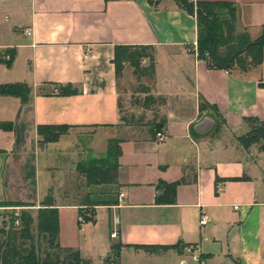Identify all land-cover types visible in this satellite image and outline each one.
<instances>
[{
	"label": "crops",
	"instance_id": "obj_1",
	"mask_svg": "<svg viewBox=\"0 0 264 264\" xmlns=\"http://www.w3.org/2000/svg\"><path fill=\"white\" fill-rule=\"evenodd\" d=\"M207 1L229 2L235 31L250 39L264 26V0ZM195 40L194 17L174 0L154 6L146 0H0V84L29 88L25 102L0 94V122L10 125L0 128V201L33 204L27 207L35 212L51 189L58 233L65 213L80 226L77 206L63 202L59 188L79 159L103 155L115 138L116 203L94 205L92 219L79 227L92 255L76 244L60 246L78 249L89 264H100L114 243L120 244L116 264H264V151L244 149L235 139L249 119L264 120V46L261 64L247 71L210 69L188 51ZM115 44L153 47L154 70L145 85L163 99L154 119L163 120L161 141L133 117L119 119ZM6 50L14 51L8 66ZM66 83L78 92L60 94ZM38 124L68 129L39 143ZM79 180L84 192L112 186H83L80 174ZM176 180L174 202L155 203L157 182ZM200 213L206 215L201 225Z\"/></svg>",
	"mask_w": 264,
	"mask_h": 264
},
{
	"label": "trees",
	"instance_id": "obj_2",
	"mask_svg": "<svg viewBox=\"0 0 264 264\" xmlns=\"http://www.w3.org/2000/svg\"><path fill=\"white\" fill-rule=\"evenodd\" d=\"M155 5L158 0H146ZM178 9L192 15L196 24V58L205 62L210 69L229 70L237 68L241 71L258 66L262 62V47L264 46V26L260 33L253 39L248 34L235 31V15L233 6L226 1L207 0H174ZM3 63L8 66L14 51L6 50ZM146 60V64H141ZM112 63L116 80L125 65L132 68L137 76L151 78L154 70L153 47L150 44H115L113 47ZM261 84V83H260ZM261 85H264L261 84ZM58 92L63 95L76 94L78 89L69 83L60 85ZM141 92L142 107L154 102L160 105L161 97H153L148 93V87L143 86ZM29 88L25 83L0 84V94L16 96L20 101L28 99ZM118 105V103H117ZM215 109L213 106H209ZM204 105L198 104V110ZM157 115H154L155 119ZM124 123H130L132 118L126 120L119 118ZM163 120L152 122L149 133L154 135L159 131ZM1 129H9L10 125L0 122ZM68 125L65 124H38L36 134L39 143L56 140L65 133ZM239 145L246 149L255 145L257 151H264V120L249 119L248 129L235 137ZM118 139L111 138L107 141V148L99 157H86L79 159L75 164V171L83 177V186L112 185L100 188L94 192H84L73 204L77 206V215H81L83 222L90 221L91 208L94 205H111L116 203V169L117 157L120 153ZM178 181H158L156 187L161 189L154 197L155 203H173L174 192ZM33 204L19 201H0V206H31ZM34 216L25 209L18 214H10L8 221L0 220V264H89L82 258L78 249L60 246L58 244V214L54 198L48 189L46 195L35 208ZM16 221V223H15ZM79 225L80 222L77 221ZM33 225L35 233L33 232ZM44 241L47 251L40 255V243ZM120 244L114 243L111 250H115L117 257ZM144 249H166L170 245H136Z\"/></svg>",
	"mask_w": 264,
	"mask_h": 264
},
{
	"label": "rangeland",
	"instance_id": "obj_3",
	"mask_svg": "<svg viewBox=\"0 0 264 264\" xmlns=\"http://www.w3.org/2000/svg\"><path fill=\"white\" fill-rule=\"evenodd\" d=\"M146 64V60L144 62ZM150 83V77L140 76L137 77L133 72L132 68L125 65L121 75L117 82V100H118V111L120 116H123L126 120L134 118L138 126L144 130L151 128L152 122L154 121L153 116L157 115L156 102L150 104L148 108L142 107L141 100L144 93L141 92L143 86H148ZM146 84V85H145ZM67 131V130H66ZM99 135V134H98ZM69 174V173H68ZM52 194V190L50 189ZM84 193V189L81 187V182L79 180V174L70 172V177L67 178L64 185L59 188V196L63 202H74ZM25 209L33 214L34 209L28 208L27 206H0V220L8 221L10 214H18L19 210ZM83 223V222H82ZM82 223L79 225L82 226ZM74 224L72 218L67 213L63 214L60 218V227L58 233V242L63 245L65 243L76 244L82 250V252H89L87 248L88 234L86 231H80L79 227ZM83 228L85 225L83 224ZM33 232L35 233V228L33 225ZM99 227H94V232L97 233L98 237L103 234ZM115 249V248H114ZM112 250L108 256L102 259L100 264H116L117 259L115 256V250ZM47 251L44 241L40 243V255ZM92 255V254H91ZM96 264V262L94 263Z\"/></svg>",
	"mask_w": 264,
	"mask_h": 264
},
{
	"label": "built area",
	"instance_id": "obj_4",
	"mask_svg": "<svg viewBox=\"0 0 264 264\" xmlns=\"http://www.w3.org/2000/svg\"><path fill=\"white\" fill-rule=\"evenodd\" d=\"M25 33H28V31H25ZM188 51H191V52L196 56V47H195V45L191 46V48H189ZM154 137L156 138V140L161 141V140H163V138H164V134H163L162 131L159 130V131H156V132L154 133ZM122 195H123L122 192H119V193H118V198L120 199V198L122 197ZM232 207H233V208H236L235 205H233ZM77 221H79L80 223L83 222V219H82V216H81V215H77ZM205 221H206V215H205L204 213H200V214L198 215V224L201 225V224H203ZM15 223H16V221H15ZM115 236H116V231H115V230H112V231L109 233V237H115ZM184 249H185L186 251L189 250L188 247H185Z\"/></svg>",
	"mask_w": 264,
	"mask_h": 264
}]
</instances>
